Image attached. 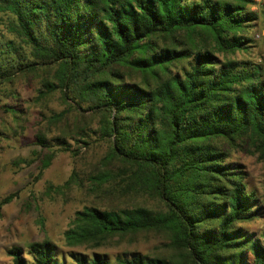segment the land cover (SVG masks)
<instances>
[{"label":"trees","instance_id":"trees-1","mask_svg":"<svg viewBox=\"0 0 264 264\" xmlns=\"http://www.w3.org/2000/svg\"><path fill=\"white\" fill-rule=\"evenodd\" d=\"M254 4L0 0L9 36L0 38V90L52 71L39 94L58 91L76 107L50 117L60 123L74 115L55 146L36 137V179L58 151H70L65 136L93 135L108 147L90 191L137 201L75 212L64 246L90 254L63 252L45 239L6 249L12 264H264V227L259 235L240 227L259 218L262 206L230 159L245 148L264 161V68L225 56L249 49L247 31L258 14L247 6ZM260 13L264 18V5ZM131 73L141 82H131ZM7 107L17 119V108ZM93 119L97 128L88 125ZM76 180L73 171L65 186ZM16 197L5 196L0 209ZM149 232L165 236L169 255L94 251Z\"/></svg>","mask_w":264,"mask_h":264},{"label":"rangeland","instance_id":"rangeland-1","mask_svg":"<svg viewBox=\"0 0 264 264\" xmlns=\"http://www.w3.org/2000/svg\"><path fill=\"white\" fill-rule=\"evenodd\" d=\"M254 2V5L247 6L250 11L258 14V20L247 31V37L252 40L249 49L225 56L228 59L262 64L264 68V18L260 13L264 0ZM2 37L9 36L5 16L0 12V38ZM179 38L184 39V34ZM217 55L219 58L224 56ZM51 78L53 79L52 71H39L17 77L10 84H4L0 90V201L9 194L17 195L11 203L0 209V264H12L5 253L11 246L26 248L30 242L45 239L56 244L63 252L90 254L91 251L88 250L64 246L63 233L69 227L75 212L85 206L114 209L119 205L137 203L136 200L128 203L115 201L107 194L90 191V177L100 169L108 147L107 141L93 135L87 139H70L65 136V141L71 146L70 151H58L51 165L36 179L40 155L36 137L42 135L50 145L55 146L52 140L68 134L75 123L73 113L67 114L60 123L50 121L52 115L66 112V108H76L58 91L48 95L39 94L43 80ZM130 78L133 83L142 80L136 73H131ZM7 106L17 108V119L5 112L4 108H9ZM88 125L97 128V119L91 120ZM230 159L241 165L247 173V190L256 193L262 206L259 218L241 224L240 227L259 235L264 227V161L251 155L245 148L232 152ZM73 171L77 173V180L66 187L65 183ZM166 243L164 235L149 232L121 241L114 240L112 248L94 251L108 256L120 252H138L149 256L169 255Z\"/></svg>","mask_w":264,"mask_h":264},{"label":"water","instance_id":"water-1","mask_svg":"<svg viewBox=\"0 0 264 264\" xmlns=\"http://www.w3.org/2000/svg\"><path fill=\"white\" fill-rule=\"evenodd\" d=\"M198 264H200V263H198Z\"/></svg>","mask_w":264,"mask_h":264}]
</instances>
